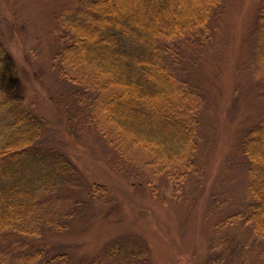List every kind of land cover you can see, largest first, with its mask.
Returning <instances> with one entry per match:
<instances>
[{
  "label": "trees",
  "instance_id": "16d2710c",
  "mask_svg": "<svg viewBox=\"0 0 264 264\" xmlns=\"http://www.w3.org/2000/svg\"><path fill=\"white\" fill-rule=\"evenodd\" d=\"M75 1L73 10L61 14L57 32L50 33L53 75L71 86L112 171L129 172L138 185L158 178L181 189L198 175L197 151L204 139L199 115L205 93L191 67L216 33L227 0ZM252 13V55L264 72V0H257ZM46 127L19 93V74L0 36V264L68 259L65 252L44 256V247L25 250L29 240L23 236L39 235L42 223L55 224L56 230L67 225L59 222L69 215L58 209L67 207L58 191L80 183L79 168L48 143ZM238 150L247 201L238 213L217 220L213 232L228 239V222L241 221L264 254V115L242 134ZM211 247L207 264H232L223 261L216 244ZM147 248L140 239L116 237L89 263L79 264H152Z\"/></svg>",
  "mask_w": 264,
  "mask_h": 264
},
{
  "label": "rangeland",
  "instance_id": "374dc122",
  "mask_svg": "<svg viewBox=\"0 0 264 264\" xmlns=\"http://www.w3.org/2000/svg\"><path fill=\"white\" fill-rule=\"evenodd\" d=\"M75 4L0 0V36L17 68L19 93L47 121L48 143L65 152L80 173V183L58 191L67 199L62 204L67 207L58 209L69 215L59 222L67 225L56 230L55 224L42 223L39 235L23 236L29 240L25 250L44 247V256L67 253L65 264L89 263L106 243L123 237L142 240L152 264H207L212 244L223 261L264 264L263 244L253 241L241 221L228 222L226 241L213 232L217 220L244 208L247 183L239 141L264 115V72L254 61L249 36L257 0H227L216 33L191 67L205 93L199 115L204 139L197 151L198 175L179 190L165 179L138 185L129 172L112 171L110 156L85 125L71 86L53 75L50 33L57 32L61 14ZM97 185L105 190L93 192Z\"/></svg>",
  "mask_w": 264,
  "mask_h": 264
}]
</instances>
